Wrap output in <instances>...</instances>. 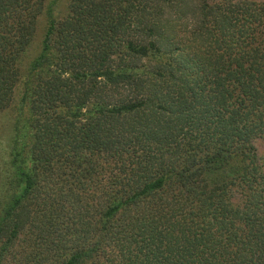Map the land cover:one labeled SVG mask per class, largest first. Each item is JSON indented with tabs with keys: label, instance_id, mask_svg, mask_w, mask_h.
Returning a JSON list of instances; mask_svg holds the SVG:
<instances>
[{
	"label": "trees",
	"instance_id": "trees-1",
	"mask_svg": "<svg viewBox=\"0 0 264 264\" xmlns=\"http://www.w3.org/2000/svg\"><path fill=\"white\" fill-rule=\"evenodd\" d=\"M65 3L0 0V264H264V0Z\"/></svg>",
	"mask_w": 264,
	"mask_h": 264
},
{
	"label": "rangeland",
	"instance_id": "rangeland-1",
	"mask_svg": "<svg viewBox=\"0 0 264 264\" xmlns=\"http://www.w3.org/2000/svg\"><path fill=\"white\" fill-rule=\"evenodd\" d=\"M65 0H60V5L58 6L57 12L63 14L65 10ZM45 19L44 17L40 18L35 40L33 41L31 47L26 52L23 58V67L26 68L27 61H30L40 49V43L44 33ZM23 73L26 72V69L22 70ZM20 91L17 88L13 101L5 110L0 113V162L3 164L4 161L8 158V152L10 151L12 144V139L14 135V123H17V118L20 117V105H19ZM24 117L26 112L22 113ZM255 146L257 153L260 157L264 158V138H259L255 140Z\"/></svg>",
	"mask_w": 264,
	"mask_h": 264
}]
</instances>
